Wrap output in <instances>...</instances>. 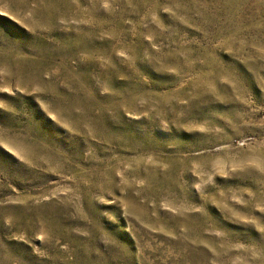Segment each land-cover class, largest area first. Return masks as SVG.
Wrapping results in <instances>:
<instances>
[{
    "label": "rangeland",
    "instance_id": "374dc122",
    "mask_svg": "<svg viewBox=\"0 0 264 264\" xmlns=\"http://www.w3.org/2000/svg\"><path fill=\"white\" fill-rule=\"evenodd\" d=\"M0 264H264V0H0Z\"/></svg>",
    "mask_w": 264,
    "mask_h": 264
}]
</instances>
